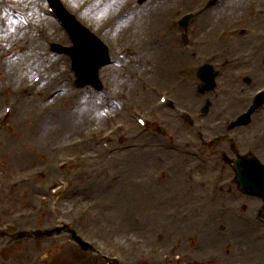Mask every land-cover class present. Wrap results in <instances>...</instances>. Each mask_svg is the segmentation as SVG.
<instances>
[{
    "label": "rangeland",
    "instance_id": "rangeland-1",
    "mask_svg": "<svg viewBox=\"0 0 264 264\" xmlns=\"http://www.w3.org/2000/svg\"><path fill=\"white\" fill-rule=\"evenodd\" d=\"M181 1L175 3L176 13L200 5V0H192L187 4H185L186 1ZM78 2L79 0L74 3L78 4ZM102 2L103 0L98 1L95 7ZM229 4L230 7L226 10L224 8L220 10L221 6L215 7L196 17L195 34L199 40L206 39L204 36L210 35L215 38L218 28H227L233 24L232 20L239 18L242 21L238 24V28L246 27V33L255 34L256 29L264 30V0H227L223 3V7ZM107 13L100 14L93 20L91 26L95 27L104 21L109 15ZM166 17L165 15L153 17L145 24L144 30L138 34L137 39L139 40L143 34L150 36L155 32L154 30H163ZM249 17L257 24L249 23ZM155 22L156 25H154ZM205 24L207 27L202 32ZM10 30L5 39L0 37V57H2L0 62L12 64L10 67H15L13 70L16 71L6 75L2 65L0 77L6 75L7 81L11 80L17 85L20 80H28L37 70L45 68L44 65L47 66L50 61L43 63L44 59L41 60L44 57L47 40L43 37L41 44L37 43V38L31 34L30 24L13 25L10 26ZM237 37V35L235 37L229 35L225 41L232 42ZM29 39H33L38 44V48L35 44L33 45L34 58L27 50L28 43L25 45L23 43ZM255 40L253 39L250 46L239 51H245L247 48L250 50ZM18 43L21 47L15 48L14 45ZM143 43L144 40H139L138 44L142 46ZM170 51L174 54L171 49ZM209 51L202 49L200 53L207 54ZM143 55L145 57L135 64L139 70L136 76L140 82L144 83V90L151 92L152 95L147 92L148 97L145 101L140 104L141 101L137 100L136 105L146 108L147 103L155 99V93L150 91V86L165 88L174 83L178 77L165 76L159 79L158 74H153L155 71L159 72L158 59L148 57V53L141 56ZM9 56L14 57L13 60ZM245 65L249 66L247 63ZM153 67H155L154 70L151 69ZM125 68L121 66L117 71L123 73ZM64 71L69 75L66 63L46 70L48 76L56 75L57 77ZM127 81H129L127 76L119 79L115 85L116 96H122L121 85L127 87L124 85L130 83ZM73 90H75L73 87H65V91L73 93L75 98L63 103L60 108L63 116L56 115V109L61 102L57 101L48 105L49 101L45 100L44 104L49 108L45 105H34L24 110L20 107L18 117L15 116L14 121H10L6 129L0 130V223L7 222L9 214L12 219V215L16 212H24L37 202L35 197L29 201L23 194V190H20L18 194H12L13 192L5 189L16 179L20 184L15 185L18 188L31 187L39 192L47 190L54 194L49 195V198L55 206L42 217L31 219V223L35 224L29 226L30 229L50 226L57 218L65 219L67 222L75 221L80 226L77 228L78 232L83 234L85 239L97 241L95 244L104 255L116 252L114 254L121 256L123 264H156L160 259L157 255L160 253V256L167 255L164 257L166 261H169V258L172 259L171 255L181 256L177 264H213L212 260L217 261L218 258L220 264H264V256H262L264 251H261L264 250V223L254 219L260 203H248L247 200L240 199L242 206L246 203L248 207L238 206L236 198L232 196L236 190L233 189L231 194L227 188L223 187H220L218 199L206 198L207 180L218 175L224 178L231 173L230 168L221 159L219 162L216 160L212 152L214 148H205L206 143L202 145L195 133L191 136L186 134L185 126L175 116H170V119L179 124L182 130L176 131L170 128V123L167 127H169L170 141L173 139L177 141L175 144L179 152L171 150L169 148L171 143L162 141L163 139L159 136L142 131L133 119L113 137H108L107 133L104 136V131L110 128L111 124L113 126L117 120L127 121L125 113H117L110 117L111 112L107 111L102 97L90 94V96L85 95L84 98L82 92L77 96ZM128 98L129 101L134 100L133 97ZM89 99H93L94 104L87 109ZM36 101L39 102L41 99L36 98ZM200 102L201 99L194 100L189 105V109L195 105L194 111L196 110V115L192 110L193 130L196 123L200 122H206V129H208L210 127L208 122L225 113V108H222L221 113L219 112L221 104L218 103V109L215 108L212 115L208 114L209 110L206 113L202 112L203 115H201ZM227 102L234 103L232 98ZM231 108L230 106L229 109ZM46 109L50 110L51 114L44 118ZM237 111L238 109L235 113L228 115H235L239 112ZM36 112L39 114L38 118L35 115ZM31 117L35 118L33 120L35 126L33 122L26 121V118L29 120ZM256 121L259 119L257 118ZM251 124L250 128L238 127L241 134L237 133V135L240 139L246 141L252 136L253 131L261 127V124L256 126L253 122ZM212 133L207 130L206 138H209ZM177 138L187 139L190 142L185 144L184 148L178 144ZM240 143V146L239 143H235L234 146L246 149V142L243 145L242 141ZM194 150L212 155L206 163L204 161L199 163L198 156L191 157L196 153ZM74 152L77 165L73 167L71 162L63 160L67 168L56 171V162L60 158L70 159ZM183 152H190V154L184 155ZM259 157L264 162V153ZM43 164L44 173L48 174L45 176L43 171H40ZM54 175L57 177H53ZM52 177L59 182L67 180L68 186L56 185L48 189L46 184ZM194 188L199 192L196 194L197 197L193 196ZM134 195L141 198H133ZM57 198L59 202L54 201ZM45 201H47L46 197L44 203ZM250 204H253L252 207ZM148 207L152 208L146 212ZM215 222L217 225L213 229L214 233L217 230L216 236L219 240L216 242V247L211 241L203 242L206 243L204 245L205 260L187 259L181 262L185 258L184 255L190 254L197 244L198 246L203 244L197 243V238L198 235H202L205 223L211 227L213 224L210 223ZM0 242L4 243L6 239L2 237ZM63 242L65 241L60 236L52 237L47 243L23 241L12 248L5 249L7 251L2 250L0 264H33L31 262L33 256H36L35 262L38 259L37 255L46 251L47 254L40 257L41 260L44 259L42 264H98V259L85 260L77 250L80 256H75L72 248ZM221 255L230 257L231 260L223 261Z\"/></svg>",
    "mask_w": 264,
    "mask_h": 264
},
{
    "label": "bare ground",
    "instance_id": "bare-ground-1",
    "mask_svg": "<svg viewBox=\"0 0 264 264\" xmlns=\"http://www.w3.org/2000/svg\"><path fill=\"white\" fill-rule=\"evenodd\" d=\"M98 1L99 0H96L94 2V4H96V2H98ZM130 1L131 0H103V2L101 3V7H98L96 9H93V10L89 11L86 14L87 17H85V18L89 19L91 17L99 16L101 14V12L107 8V6L105 7L106 4L110 6V3H111L112 6H114L113 3L115 2V3H120L122 5H125L128 8L127 11H126V19L121 21V23H120L121 26L119 25L118 29L116 30V37L117 36H121V31H126V33L123 34V36L124 37L128 36L129 38H133L132 37L133 34H136V33L138 34V32H140V30H142V28L145 27V24L152 19V17H154L156 15H158V16L167 15V14L173 12L175 10V8H176V6H173V7L171 6L174 3L173 4H167L166 3V4L159 5V2H157L155 0H149L146 3L145 7L141 11H139L138 13H135L133 11L135 8H134V6L132 5V3ZM184 1H186L185 4H187V3H190L192 0H184ZM94 4H93V6H94ZM230 4L224 6L223 8L226 10V8L230 7ZM90 12H91V14H90ZM126 26H127V29L123 28V27H126ZM208 38L210 40L209 41L210 43H212V42L215 43L213 38H212V36H209ZM251 38H252V34L248 33V34L244 35L241 38V41H244L245 43H250L251 42ZM41 40H42V38L40 39V41ZM169 44H172V41H170L168 39H165L164 40V45L168 46ZM152 56H154L155 58L156 57L157 58H162V60L165 59V60H167L168 63H170L168 59L172 58L173 54H171L169 51L164 53V51L161 50L159 53H156V54H153V55L151 54V57ZM31 57H33V54L31 55ZM57 62H58V58L56 57L53 60V63H57ZM173 64L174 63H170V65H173ZM124 71L129 76L132 74V70L129 67H128V69L126 68ZM259 71L260 70H258V72ZM108 74L109 75L112 74V68H111V71H109V73L106 72V75H108ZM130 91L133 94L134 98L138 99V100L143 99V96L146 93L145 91L134 90V89H130ZM62 105H63V103H60L58 108L56 109L57 114L60 117L63 116V113L60 111V108H61ZM89 107H90V105H89V102L87 101V109ZM197 193H199V192L196 190V188H194L193 196L197 197V195H196ZM132 197L133 198H141L138 195H134ZM151 208L152 207H148L146 212H149L151 210ZM210 224H213V225L211 227H209V224L207 225V223H205V225H204L205 229L203 230L202 235H198L197 241L199 243H203L204 241L205 242H207V241L210 242L211 241L212 245H214V247H216V245H217L216 242L219 240V238H217V236H216L217 230H215L216 232L214 233L213 227L215 225H217V224H216V222L215 223H210ZM219 227L221 228V225H219ZM200 231H201V229H200ZM182 232L184 233L185 231L183 230ZM204 245H206V243H203L201 246H198V248L195 249V252L193 254L189 255V259H198V260H201V261L205 260L206 256L204 254V251H206V250L204 249L205 248ZM141 248H143V247H141ZM221 256H223V255H221ZM206 259L208 261V257ZM222 260L223 261H226V260L230 261L231 258L227 257V256H223ZM212 262H213V264H220L219 263V258H218L217 261L212 260Z\"/></svg>",
    "mask_w": 264,
    "mask_h": 264
},
{
    "label": "water",
    "instance_id": "water-1",
    "mask_svg": "<svg viewBox=\"0 0 264 264\" xmlns=\"http://www.w3.org/2000/svg\"><path fill=\"white\" fill-rule=\"evenodd\" d=\"M97 60H98V57L97 56H95V57L92 58V62L93 63L97 62Z\"/></svg>",
    "mask_w": 264,
    "mask_h": 264
}]
</instances>
